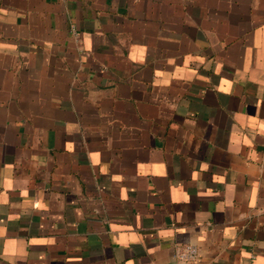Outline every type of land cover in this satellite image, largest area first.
I'll use <instances>...</instances> for the list:
<instances>
[{
  "label": "crops",
  "instance_id": "1",
  "mask_svg": "<svg viewBox=\"0 0 264 264\" xmlns=\"http://www.w3.org/2000/svg\"><path fill=\"white\" fill-rule=\"evenodd\" d=\"M0 264H264V0H0Z\"/></svg>",
  "mask_w": 264,
  "mask_h": 264
},
{
  "label": "built area",
  "instance_id": "2",
  "mask_svg": "<svg viewBox=\"0 0 264 264\" xmlns=\"http://www.w3.org/2000/svg\"><path fill=\"white\" fill-rule=\"evenodd\" d=\"M180 260L187 262H196L199 257V250L195 246H186L183 253L178 254Z\"/></svg>",
  "mask_w": 264,
  "mask_h": 264
}]
</instances>
